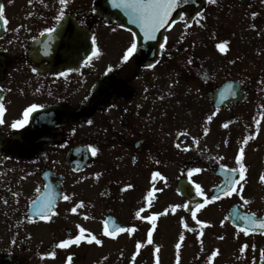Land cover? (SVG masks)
Listing matches in <instances>:
<instances>
[{"label":"flooded vegetation","instance_id":"flooded-vegetation-1","mask_svg":"<svg viewBox=\"0 0 264 264\" xmlns=\"http://www.w3.org/2000/svg\"><path fill=\"white\" fill-rule=\"evenodd\" d=\"M0 4L4 5L0 17V104L4 106L0 161L14 171L16 180L23 170L30 172V167L39 177L37 193L24 208L19 203L18 186L12 198L14 207L2 198L0 254L7 256L3 264H49L50 259L53 264H69V256L70 264H99L97 256L98 260L92 257L88 262V247L104 250L107 264H118L109 259L113 244L122 252L118 256L121 264H264V229H252L248 235L239 231L241 227L251 228L241 219L245 215L256 213L257 219L264 218V182L260 180L264 175V101L249 97L245 102L212 107L208 114L212 119L198 123L193 139L197 143L189 153L185 151L186 136L181 135L186 127L173 131L164 121L152 124L141 110V103L152 91H141L134 82L139 80L142 68L149 67L140 64L138 49L129 61H122L135 30L113 17V0H67L65 4L60 0H0ZM49 28L51 32L46 31ZM94 50L99 54L93 55ZM228 73L224 81L236 79L231 69ZM249 73L244 72L245 78L239 79L244 89L250 92L244 84L247 82L255 92L263 91L264 79L260 77L264 73L260 77ZM222 82L218 78L215 85ZM32 104L40 107L29 114L28 122L23 127H11L23 119L24 110ZM238 107L243 115L220 117L222 109ZM178 143L180 148L176 147ZM89 146L98 150L96 155ZM241 148L246 169L242 195L249 203L245 205L234 193L231 197L222 194L219 200L205 204V197L195 194L193 182L199 183L210 199L217 186L224 187L229 178H239L223 170L222 165L238 168L235 158ZM88 155H92L90 167H72L75 161L88 163ZM192 168L201 171L190 179L188 171ZM45 171L49 172L47 177ZM156 171L163 179L153 181ZM88 179L99 182L102 195L82 189L81 184L88 186ZM180 182L186 183L185 190L190 193L178 195ZM46 184L53 193L57 214L41 220L38 214L29 213L28 205L48 190ZM153 188L156 191L149 207L145 196ZM64 195L72 199L65 201ZM101 196L108 201L107 208L95 213L93 204L103 203ZM80 201L84 207L72 213L70 209ZM166 201H170L167 206ZM190 201L204 204L196 217L204 225L192 219L195 207ZM185 203L188 209L171 210L170 206ZM113 206H120V212ZM140 208L145 209L141 213L145 217L161 213L154 227L152 221L135 216ZM231 211L235 221L229 217ZM96 215L101 218L97 220ZM110 216L116 217L117 225L135 231L105 235ZM88 222L99 226V231L88 229ZM77 225L102 243L82 241L80 245L57 248L60 240L79 234ZM150 229L152 244L147 243ZM137 242L142 245L139 250ZM245 244L248 247L241 252ZM213 251L217 255L209 261ZM51 252L55 256L49 255Z\"/></svg>","mask_w":264,"mask_h":264},{"label":"rangeland","instance_id":"rangeland-1","mask_svg":"<svg viewBox=\"0 0 264 264\" xmlns=\"http://www.w3.org/2000/svg\"><path fill=\"white\" fill-rule=\"evenodd\" d=\"M259 8L264 11V0H216V3H209V0L206 6L199 12L202 14L195 18L194 23L198 24L196 21L199 19L200 23L203 24L205 29L199 34L195 33H186L188 24L186 18L184 20H179L176 26L166 34L168 38V43L165 44V54L170 55L171 59L169 61H165L162 59L161 63L164 65H158L156 68H142L141 76L139 80H135L134 84L138 85V89L141 91L145 89L146 91H152L150 95L147 97L146 101L141 103V110L146 115L147 120L152 123L159 125L160 122L168 123L169 128L173 131L179 130L186 126L187 133L185 136L184 145L188 149L190 153V149L195 148L194 143L196 142V134L198 131V123L202 120H205L208 114L211 112L210 105L208 103L207 91L206 88H200V85L194 83H190L194 80L196 76V70L193 67H187V71L189 74L187 75V79L189 82L185 81L184 78L179 79V70L183 68L184 64L188 63L189 58L192 59L193 51H195L196 56L201 58V63L203 65L195 64V67H200V74L203 78H206V84L214 85V80L216 77L220 78V81L228 75L227 68L224 67V60L222 55L218 52V48L216 47V43L213 40L215 39L214 33L218 31L220 28H225L220 32H224L222 37H230L233 39L231 42H228L230 45L228 49L231 51L229 56H231V60H236L237 58L234 48L237 46L241 47L246 44L250 45V51L248 54L246 53V58L253 57L257 54V61L255 63H248L252 69L253 74H258L260 77L261 73H264V50L262 51L261 46H264V35L258 36V40L256 38H250L254 31H250L251 24H258V20L260 24L262 21L258 16H253V13L260 14ZM264 20V18H263ZM194 28L193 30H195ZM253 29V27H252ZM256 31H259L256 29ZM264 34V29H262ZM197 33V32H196ZM212 37V38H211ZM263 41V42H260ZM182 48H175L176 45L181 44ZM214 43V44H213ZM187 44V46H186ZM238 44V45H237ZM264 49V47H263ZM113 50V48H110ZM240 50V49H239ZM172 52V54L170 52ZM234 51V52H233ZM251 53L252 55H250ZM235 57V59H234ZM193 57V61H194ZM242 57L241 59H243ZM223 62L221 64V62ZM157 65V64H156ZM239 63H236V76L239 75ZM166 68V69H165ZM206 68V70H205ZM155 69V70H154ZM165 69V70H164ZM263 69V70H259ZM154 70V71H153ZM259 70V71H258ZM153 71V72H152ZM250 74L249 72H247ZM165 74V75H164ZM155 78H153V77ZM239 77V76H237ZM264 79V77H261ZM250 88L251 100L258 101L264 100V91L255 92V87ZM168 90L166 94H159L157 91ZM239 108V107H238ZM245 111V110H244ZM240 114H244L243 110ZM238 116H241V115ZM230 113H225L224 115H220V117H227ZM172 131V132H173ZM189 144V145H188ZM190 145H193L190 147ZM19 171V169H16ZM14 171L9 170L1 161H0V208L4 207V201L2 198H7L8 206L9 204H13V197L16 192V186L20 190L21 195H19V203L24 208V204L29 200H32L36 195L39 185V177L37 172H33V169L30 167V172L23 170L22 175L18 174L19 179L16 180L14 177ZM99 183L96 181H92L88 179V186L81 184L82 189L88 191L89 193H93L94 195H102L103 190H99ZM101 191V192H100ZM100 200L103 203L93 204V210L95 213L102 212L107 208L108 201L104 197H100ZM174 202L175 200H171ZM170 201H166L167 204ZM124 206L126 204L122 203ZM118 212H120L118 206H113ZM121 208V207H120ZM97 220L101 218L100 216H95ZM162 223L163 220H162ZM97 224V223H96ZM37 227V226H35ZM95 227L94 224L90 225L88 222V229H92ZM96 230L99 231L100 227H95ZM0 235L2 237L3 231L0 224ZM100 234V232H98ZM110 251V260L118 262V256L122 255L120 248L117 247V244H113ZM93 249V250H92ZM92 251H94L92 253ZM104 250L100 248L88 247V262H90L92 257L93 261L98 260L95 259L96 256L99 257V264H107L108 260H105L103 257ZM128 253L124 254V259L128 256ZM116 256V257H115ZM141 259V258H140ZM49 264H53V260H48ZM148 262V261H147Z\"/></svg>","mask_w":264,"mask_h":264},{"label":"snow or ice","instance_id":"snow-or-ice-1","mask_svg":"<svg viewBox=\"0 0 264 264\" xmlns=\"http://www.w3.org/2000/svg\"><path fill=\"white\" fill-rule=\"evenodd\" d=\"M31 2V0H30ZM61 4H65L67 2V0H60ZM113 3L115 6L123 8L127 15L130 17L132 23L137 24L140 28V30L143 32V37L144 39H155L156 38V33L161 29L164 28L166 25L170 26L171 25V21L169 20V17L171 16L173 10L177 7V0H119V2H117V0H113ZM209 3H216V0H209ZM63 13H61L62 15ZM4 15V5L0 4V17H2ZM202 14L198 13V16H201ZM253 16H255L256 14L253 13ZM59 16L56 17L57 20H59ZM181 20H184V17L181 16L180 17ZM196 23H200V20L198 19L196 21ZM187 27V25H186ZM253 27H255V25H253ZM46 31L51 32L52 29H46ZM93 44L95 45V37H93ZM226 44L227 41H224L222 43H218L216 46L217 48L220 50V52H225L226 51ZM161 48L164 47V44L160 45ZM137 50V41H136V33H132V40L129 44V46L124 50V53L121 57L122 61H129V59L133 56V54L136 52ZM99 52L98 50H94L93 51V55H98ZM91 59V57L89 58ZM188 63L191 64L192 60L191 58H189ZM149 68L154 67V65H148ZM61 75H64V73H61ZM232 95H235L234 92L231 93ZM40 107L37 104H32L30 105L28 108H26L24 110V115H23V119H18L16 120L11 127L13 128H19V127H23L24 124H26L28 122V116L29 114L34 111L36 108ZM4 113V106L3 104H0V123H3V116ZM212 119V115H209L207 117V120L211 121ZM89 124L92 123L91 120L88 121ZM258 123V122H257ZM225 127H227V125H224ZM208 129L205 128L204 129V133L207 134ZM187 133H181V135H186ZM91 148V152L93 155H96L97 153V149L95 147L89 146ZM177 148H180L181 145L178 143L176 144ZM188 149L185 148V151H187ZM244 157V149L241 148L239 150V154L236 156V161L239 164L238 168H231V169H227V171L231 174H233V176H235L236 174H238V179L235 178H229L226 182H225V186L224 187H219V191L212 195L211 198L209 199L204 190L202 189L201 185L199 183H195V194L197 196H204L205 197V201L204 203H211L213 201L219 200L221 198V193L223 194V196L225 197H231L234 193L240 196V199L243 200L244 204L247 205L249 203V201L247 199H245L242 195L243 192V188H244V182H245V166L242 163ZM222 167H225L222 165ZM201 169L200 168H192L188 171V176L191 179L192 174L193 173H198L200 172ZM157 178L163 179V177L161 176V174L156 171L152 173V179L153 181H155ZM260 180L262 182H264V175H261ZM239 186V187H238ZM128 188H131L132 185H127ZM123 191V189H122ZM154 191H156L155 188L149 190L145 196V200L148 202V206H151V198L154 195ZM15 195V194H14ZM63 199L65 201L71 200L72 197L70 195H64ZM53 200H54V196L53 193L51 192L50 186L49 189L45 192L40 193V196L34 200L33 206L36 209L37 214L39 215L41 220H50L52 216H55L57 213L54 211L53 209ZM84 207V202L80 201L78 203L75 204V206H73L70 211L72 213H76L77 210L79 208H83ZM171 210L173 212L176 211L177 208L179 207H183L184 209H188L189 205L187 203H185L184 205H172L170 206ZM202 207H204V204H200L197 203L195 205V209L191 210V217L193 220L196 221L197 224L199 225H204L205 222L204 221H200L197 220V211L199 209H201ZM145 209L144 208H140L136 213L135 216L141 220H149L153 222V227L155 226V221L157 216L161 215V213H152L151 215L145 217L142 216L141 213L144 212ZM168 209H165V213H167ZM85 219H87V217H85ZM241 219H243L244 221L247 222L248 225L251 226L250 227H241L239 229V231L243 232L244 235H248L249 231L255 228H259V229H264V218H260L257 219L256 218V213H252L251 215H245L244 217H242ZM223 223V221H222ZM77 227L79 228V234L75 235L74 237H70V238H66V239H62L59 241V243L56 245L57 248L60 249H65L68 248L71 245H80L82 241H87L89 244H91L92 242H95L96 244H101L102 241L100 239H98L95 235L88 233L87 235L85 234L87 232V230L82 227L77 225ZM185 228H188V224L185 223L184 224ZM193 231H195V229H191ZM135 231V228H124V227H119V226H115V230L114 231H109L107 224H105V228H104V234L108 235V236H115L116 233L118 232H128L129 234H131L132 232ZM153 233L152 230L150 229L147 233V243L148 244H152L153 243V239H152ZM219 239H223V237H218ZM184 239V236L181 235L180 236V240L182 241ZM141 244L139 242H137L136 244V248L137 250H139L141 248ZM248 247L247 244L243 245L240 249L241 252H244V250ZM255 247V246H253ZM176 248L179 249L180 248V244L177 243L176 244ZM158 251V249H157ZM49 255L51 256H55V252H51L49 253ZM217 255V251H213L211 253V255L208 257V260L211 261L212 257H215ZM261 256L262 258H264V249L261 250ZM72 257L69 256L68 257V261L69 264L71 262Z\"/></svg>","mask_w":264,"mask_h":264},{"label":"water","instance_id":"water-1","mask_svg":"<svg viewBox=\"0 0 264 264\" xmlns=\"http://www.w3.org/2000/svg\"><path fill=\"white\" fill-rule=\"evenodd\" d=\"M203 5H204V0H177V7L173 10L171 16L169 17V20L173 22L175 19H178L182 10H185L186 14L189 16V19H191V16L195 14L196 12H198L203 7ZM125 18H126V22L124 19V23L134 24L132 23L128 15H126ZM164 28H161L156 33L157 40L154 42V44H152L153 42L152 43L150 42V39L141 40L142 49L140 51L141 52L140 59L142 60L143 63H152L156 59V56H158L157 47L161 42ZM228 88L229 87H226L224 91H226V89ZM235 95L237 97L231 98V100L245 99L243 95H241V92L237 91ZM209 96L211 100L215 103V95L212 93H209Z\"/></svg>","mask_w":264,"mask_h":264}]
</instances>
